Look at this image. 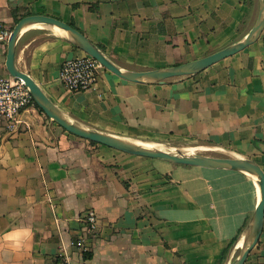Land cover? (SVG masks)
I'll return each instance as SVG.
<instances>
[{"label":"crops","instance_id":"1","mask_svg":"<svg viewBox=\"0 0 264 264\" xmlns=\"http://www.w3.org/2000/svg\"><path fill=\"white\" fill-rule=\"evenodd\" d=\"M259 12L260 0H0L6 28L31 15L60 19L134 71L184 64L237 43ZM56 31L25 30L16 63L73 121L164 147L251 159L264 171V31L197 75L140 84L104 68L94 89L78 93L60 82V69L85 53ZM6 59L0 42L4 77ZM258 189L245 172L94 145L30 107L16 130L0 126V235L28 226L33 236L20 251L0 247V264H57L65 251L74 264H229L260 202ZM91 209L99 230L85 261L74 243ZM245 264H264V230Z\"/></svg>","mask_w":264,"mask_h":264},{"label":"water","instance_id":"2","mask_svg":"<svg viewBox=\"0 0 264 264\" xmlns=\"http://www.w3.org/2000/svg\"><path fill=\"white\" fill-rule=\"evenodd\" d=\"M34 25H46L58 28L77 48L96 59L106 70L126 81L140 84H155L164 83L175 78L197 75L256 43L264 31V0H260V12L254 27L242 40L201 59L163 69L134 71L120 68L79 30L60 19L46 15H31L22 18L13 28L12 36L7 43L6 68L10 76L24 81L37 107L68 133L134 156L161 159L177 165L240 171L255 177L260 187V202L246 227L243 244L238 257L229 263L245 264L250 253L258 245L264 230V171L262 168L256 162L247 158H231L182 152L173 153L169 150L152 148L146 145L148 143L146 141L133 140L109 134L88 128L73 121L50 100L30 75L20 70L17 66L16 52L18 41L22 33Z\"/></svg>","mask_w":264,"mask_h":264},{"label":"built area","instance_id":"3","mask_svg":"<svg viewBox=\"0 0 264 264\" xmlns=\"http://www.w3.org/2000/svg\"><path fill=\"white\" fill-rule=\"evenodd\" d=\"M12 30L0 24V42L8 43ZM104 67L93 57L85 54L66 60L60 69V82L71 92H86L94 89ZM36 104L24 81L12 76H0V126L14 131L22 123V115ZM84 234L74 243L77 250L86 256L90 251V240L99 228V219L95 210H89L81 220ZM86 261V259L84 258ZM57 264H74L65 251Z\"/></svg>","mask_w":264,"mask_h":264},{"label":"clouds","instance_id":"4","mask_svg":"<svg viewBox=\"0 0 264 264\" xmlns=\"http://www.w3.org/2000/svg\"><path fill=\"white\" fill-rule=\"evenodd\" d=\"M33 232L28 226H18L0 235V247L7 245L12 251H20L32 239Z\"/></svg>","mask_w":264,"mask_h":264},{"label":"rangeland","instance_id":"5","mask_svg":"<svg viewBox=\"0 0 264 264\" xmlns=\"http://www.w3.org/2000/svg\"><path fill=\"white\" fill-rule=\"evenodd\" d=\"M164 149L166 150H170L172 151L173 153H178V152H182V153H188V154H201V153H198V152H194V151H185V150H182V149H179L177 147H164ZM206 155V154H205Z\"/></svg>","mask_w":264,"mask_h":264},{"label":"bare ground","instance_id":"6","mask_svg":"<svg viewBox=\"0 0 264 264\" xmlns=\"http://www.w3.org/2000/svg\"><path fill=\"white\" fill-rule=\"evenodd\" d=\"M57 29V31H60L58 28H56ZM56 31V32H57ZM146 145L148 146V147H152V148H159V149H163V150H166V149H164V146H162V145H157V144H153V143H146ZM203 148V147H202ZM200 149V148H199ZM170 151V150H169ZM203 152V151H202ZM255 178V177H254ZM253 179V178H252ZM256 179V178H255ZM257 186H258V191H259V193H260V187H259V185H258V183H257Z\"/></svg>","mask_w":264,"mask_h":264},{"label":"trees","instance_id":"7","mask_svg":"<svg viewBox=\"0 0 264 264\" xmlns=\"http://www.w3.org/2000/svg\"><path fill=\"white\" fill-rule=\"evenodd\" d=\"M19 21H16V24L18 23ZM11 30H13V28H11ZM36 107H37V105H35ZM38 108V107H37ZM92 144H94V145H97V143H94V142H91ZM90 257V255L89 254H87L86 256L84 255V258L85 259H88Z\"/></svg>","mask_w":264,"mask_h":264}]
</instances>
